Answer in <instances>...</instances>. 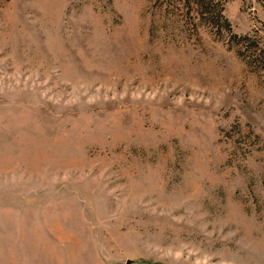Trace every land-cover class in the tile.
Instances as JSON below:
<instances>
[{"label": "rangeland", "instance_id": "obj_1", "mask_svg": "<svg viewBox=\"0 0 264 264\" xmlns=\"http://www.w3.org/2000/svg\"><path fill=\"white\" fill-rule=\"evenodd\" d=\"M153 2L0 0V264H264V71Z\"/></svg>", "mask_w": 264, "mask_h": 264}, {"label": "trees", "instance_id": "obj_2", "mask_svg": "<svg viewBox=\"0 0 264 264\" xmlns=\"http://www.w3.org/2000/svg\"><path fill=\"white\" fill-rule=\"evenodd\" d=\"M152 6L164 26L171 21L194 32L206 27L234 49L247 65L264 71V31L255 28L250 32H236L224 12L222 0H154Z\"/></svg>", "mask_w": 264, "mask_h": 264}]
</instances>
